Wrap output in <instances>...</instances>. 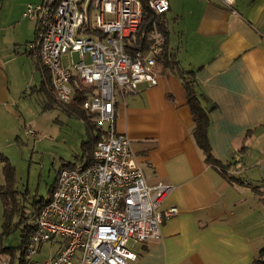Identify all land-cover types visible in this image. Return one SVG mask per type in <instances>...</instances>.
I'll return each mask as SVG.
<instances>
[{
	"label": "crops",
	"instance_id": "crops-1",
	"mask_svg": "<svg viewBox=\"0 0 264 264\" xmlns=\"http://www.w3.org/2000/svg\"><path fill=\"white\" fill-rule=\"evenodd\" d=\"M167 1L176 68L156 61L154 86L118 94L114 127L129 139L146 184L172 187L161 209L178 212L163 220L158 239L127 246L137 255L133 264H250L264 248V205L253 192L264 191V0L228 7L219 0ZM41 2L0 0V137H18L8 127L12 117L25 127L28 97L53 104L55 94L41 87L44 68L27 49L36 23L22 16L28 4ZM183 78L202 106L213 105L207 139L218 163L230 165L233 182L205 162L194 142Z\"/></svg>",
	"mask_w": 264,
	"mask_h": 264
},
{
	"label": "built area",
	"instance_id": "built-area-1",
	"mask_svg": "<svg viewBox=\"0 0 264 264\" xmlns=\"http://www.w3.org/2000/svg\"><path fill=\"white\" fill-rule=\"evenodd\" d=\"M145 3L162 19L169 11L167 0ZM141 15V0H42L22 13L36 23L27 49L47 71L56 99L68 105L82 94V110L100 132L90 161L62 166L46 202L25 210L33 228L24 240V264H32L45 243L56 250L42 264H133L137 255L128 243L158 239L163 220L178 212L161 209L172 187L146 184L129 139L114 127L117 95L157 83L156 25L147 50L126 52Z\"/></svg>",
	"mask_w": 264,
	"mask_h": 264
},
{
	"label": "rangeland",
	"instance_id": "rangeland-1",
	"mask_svg": "<svg viewBox=\"0 0 264 264\" xmlns=\"http://www.w3.org/2000/svg\"><path fill=\"white\" fill-rule=\"evenodd\" d=\"M24 1L15 0L19 5ZM168 24L170 28V23ZM73 59L75 62L78 61L76 54L73 55ZM33 97L31 99L28 97L26 109L22 108L26 113L25 127L15 124L14 117L8 119V127L15 133H19L18 137H0V154L14 168L15 189L20 194V202L25 206V210L30 209L34 201L48 198L56 173L66 163L77 161L81 155L80 144L86 140L82 120L64 111L55 95L53 99L50 98V103L53 104L48 108L42 104L40 96ZM29 100H32L34 108ZM24 128L30 131L31 136L25 135L22 131ZM0 177L4 182L1 162ZM2 213L3 207L0 200V232ZM21 239L20 230H12L1 239L2 247L9 248L18 257L19 251L14 248L20 246ZM52 247L54 246L48 243L43 244L39 252L32 257V264H42L48 258ZM8 259L7 252L0 253V263L6 264Z\"/></svg>",
	"mask_w": 264,
	"mask_h": 264
},
{
	"label": "trees",
	"instance_id": "trees-1",
	"mask_svg": "<svg viewBox=\"0 0 264 264\" xmlns=\"http://www.w3.org/2000/svg\"><path fill=\"white\" fill-rule=\"evenodd\" d=\"M142 7V15H141V23L137 33L130 39L129 44L126 45V52L128 54H133L137 51H145L149 48L151 44L150 33L152 31L153 24L157 27V32L162 38V42L159 45L160 53L156 57V61L162 63V65L176 68V63L173 61V54L170 53L168 42H169V31L167 29L166 24L164 23V19L161 17H157L146 5L145 0H141ZM181 77H183V72L179 71ZM42 84L41 87H46L48 91H50V95L53 92L51 85H49V76L45 69H43L42 76ZM183 83L186 89V100L187 104L190 108V112L193 117L194 126L192 129V137L197 148L203 154L204 160L207 164L211 166H215L219 173L227 180L232 181L233 178L227 176L225 170L230 168L221 166L217 159L214 157L208 139H207V128L209 125L208 112L213 109V105L202 106L200 100L195 94L193 88H191V82L185 80L183 78ZM82 94H75L73 100L68 105L63 106V110L68 114L75 116L76 118L82 120L85 131H86V140L81 142L80 151L81 155L77 159L78 162L85 160V162L90 161L91 152L99 140L100 132L94 123L92 116L85 113L82 110L83 104ZM0 162L3 164V185L0 186V200L3 207L2 213V224H1V232H0V253H6L9 255V259L7 264H24L23 260V246L24 240L26 236L31 232L32 225L27 223V217L25 215V206H23L20 202V194L15 189V177H14V168L8 163L6 158H4L0 154ZM64 166L73 167V163H66ZM53 186V185H52ZM52 186L50 189H52ZM253 192L257 194L259 200L264 205V191H260L258 189H253ZM24 199V197H23ZM46 202V200H38L34 201L31 204V207L36 205H42ZM16 219V221H14ZM19 229L21 232V244L18 248H14V250L18 249V257L15 256V253L11 251L9 248L2 247L1 239L4 238L7 234H9L12 230ZM9 251V252H8ZM14 256L16 257V261L14 262ZM250 264H264V248L261 249L258 253V256L252 260Z\"/></svg>",
	"mask_w": 264,
	"mask_h": 264
}]
</instances>
